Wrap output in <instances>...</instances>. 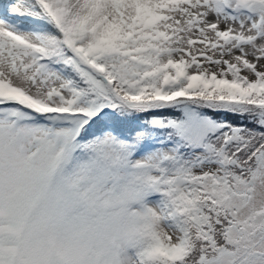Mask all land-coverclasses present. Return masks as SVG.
Returning a JSON list of instances; mask_svg holds the SVG:
<instances>
[{
	"label": "rangeland",
	"instance_id": "rangeland-1",
	"mask_svg": "<svg viewBox=\"0 0 264 264\" xmlns=\"http://www.w3.org/2000/svg\"><path fill=\"white\" fill-rule=\"evenodd\" d=\"M0 4V264L179 260L182 217L198 224L197 193L220 199L225 184L231 219L261 233L252 256L212 264H264V156L227 184L241 129L205 111L259 110L264 125V0ZM115 103L167 115L149 117L145 140L78 138ZM240 228L228 235L244 238Z\"/></svg>",
	"mask_w": 264,
	"mask_h": 264
},
{
	"label": "trees",
	"instance_id": "trees-1",
	"mask_svg": "<svg viewBox=\"0 0 264 264\" xmlns=\"http://www.w3.org/2000/svg\"><path fill=\"white\" fill-rule=\"evenodd\" d=\"M77 76L76 79L75 76L73 77L75 82L79 79V76ZM117 80V78H113L112 84L114 88H117L118 94L126 99L127 97H131L128 94L129 88L125 86L122 89L120 86H117ZM241 87L248 88L245 85ZM202 101L205 103V100ZM115 104L114 109L103 111L91 118L84 126V130L79 134L78 138L86 141L100 133L112 131L126 142H134L136 136L138 140H145L151 130L149 117L160 116V114L162 117L167 115V111L165 110H162L160 114L157 112L143 113L131 110L119 103ZM205 111L208 112L210 117L216 118L219 121L223 120L224 123L229 124V129L226 131L231 132L235 128L241 129L240 133L243 141L237 143V145L233 144L228 151L231 162L236 161L237 164L229 166L230 174L227 177L226 183H229V185L232 183L231 177L233 174L241 175L244 180L243 182H246L250 177L247 175L249 170L255 169L260 159L264 156V125L260 123V118L256 115L260 111L248 114ZM222 139L223 134H220L215 140H220L216 146V153L218 155H221L220 145L223 143ZM232 188L227 187L226 184L222 190L220 188L223 194V197L220 199L213 197L211 194L197 193L203 197L196 204H192L190 208L193 210L196 208L200 211L199 223H193L192 213L183 216V220L181 221V225L188 234L186 252L182 258L174 261L164 255L155 261L147 260L146 264H212L218 261L220 256L226 252L239 253L241 257L245 255L252 256L254 254L253 246L258 241L261 228L256 227L253 232H246L240 228L242 226L240 222L231 219L224 200L233 197L235 189L233 188V192ZM232 226H238L242 229L245 235L244 238L230 237L228 232Z\"/></svg>",
	"mask_w": 264,
	"mask_h": 264
},
{
	"label": "bare ground",
	"instance_id": "bare-ground-1",
	"mask_svg": "<svg viewBox=\"0 0 264 264\" xmlns=\"http://www.w3.org/2000/svg\"><path fill=\"white\" fill-rule=\"evenodd\" d=\"M113 1H117V0H113ZM3 3H5V2H3ZM1 5V4H0ZM2 6H0V12H3V9H5L4 7L3 8H1ZM21 9H23V6H21ZM7 13V12H6ZM8 15H11L10 13H7ZM7 14H5V15H7ZM5 17V16H4ZM37 22V21H36ZM29 23H30V19H28V17H25V16H23L22 15V17L20 18V24L21 25H24V26H27V25H29ZM38 23V22H37ZM39 23H41V21H39ZM43 23V26H45L46 27V29L48 28V27H50L47 23H45V22H42ZM41 23V24H42ZM49 29V28H48Z\"/></svg>",
	"mask_w": 264,
	"mask_h": 264
}]
</instances>
